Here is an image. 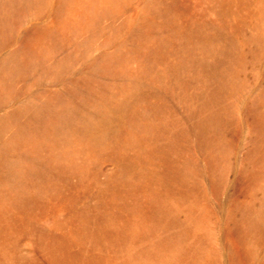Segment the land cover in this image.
I'll list each match as a JSON object with an SVG mask.
<instances>
[{
	"label": "rangeland",
	"instance_id": "374dc122",
	"mask_svg": "<svg viewBox=\"0 0 264 264\" xmlns=\"http://www.w3.org/2000/svg\"><path fill=\"white\" fill-rule=\"evenodd\" d=\"M0 264H264V0H0Z\"/></svg>",
	"mask_w": 264,
	"mask_h": 264
}]
</instances>
